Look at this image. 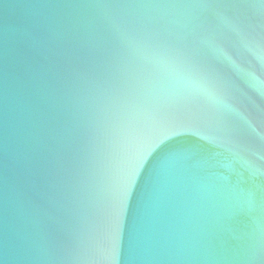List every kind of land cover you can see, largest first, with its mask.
Segmentation results:
<instances>
[{
	"label": "water",
	"instance_id": "95a60500",
	"mask_svg": "<svg viewBox=\"0 0 264 264\" xmlns=\"http://www.w3.org/2000/svg\"><path fill=\"white\" fill-rule=\"evenodd\" d=\"M0 264H264V0H0Z\"/></svg>",
	"mask_w": 264,
	"mask_h": 264
}]
</instances>
